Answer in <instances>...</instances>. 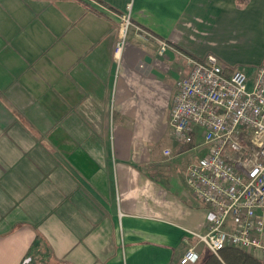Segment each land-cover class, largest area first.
Listing matches in <instances>:
<instances>
[{
  "label": "crops",
  "instance_id": "1",
  "mask_svg": "<svg viewBox=\"0 0 264 264\" xmlns=\"http://www.w3.org/2000/svg\"><path fill=\"white\" fill-rule=\"evenodd\" d=\"M209 54L258 69L264 0H0V264H200L186 177L208 146L170 110Z\"/></svg>",
  "mask_w": 264,
  "mask_h": 264
},
{
  "label": "built area",
  "instance_id": "2",
  "mask_svg": "<svg viewBox=\"0 0 264 264\" xmlns=\"http://www.w3.org/2000/svg\"><path fill=\"white\" fill-rule=\"evenodd\" d=\"M129 25V16L123 15L113 47L116 61ZM167 47L159 41L158 53ZM189 65L188 74L175 83L170 127L182 139L196 126L208 146L186 177L209 214L206 233L195 235L196 245L216 257L224 248L240 249L264 264V60L252 81L244 70H226L212 54ZM195 248H187L179 264H192ZM29 263L26 258L21 264Z\"/></svg>",
  "mask_w": 264,
  "mask_h": 264
},
{
  "label": "trees",
  "instance_id": "3",
  "mask_svg": "<svg viewBox=\"0 0 264 264\" xmlns=\"http://www.w3.org/2000/svg\"><path fill=\"white\" fill-rule=\"evenodd\" d=\"M245 1L241 2L242 4ZM200 264H262L251 254L236 248H224L218 252V257L207 251Z\"/></svg>",
  "mask_w": 264,
  "mask_h": 264
},
{
  "label": "rangeland",
  "instance_id": "4",
  "mask_svg": "<svg viewBox=\"0 0 264 264\" xmlns=\"http://www.w3.org/2000/svg\"><path fill=\"white\" fill-rule=\"evenodd\" d=\"M256 69H257L256 67H251V68H249V71L246 72L248 74V77H249L250 81L253 80V78L255 76ZM187 156H188V154L184 155L183 157L187 158ZM206 253H207V251L203 247V249H202V258L204 256V254H206Z\"/></svg>",
  "mask_w": 264,
  "mask_h": 264
}]
</instances>
